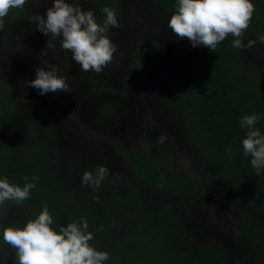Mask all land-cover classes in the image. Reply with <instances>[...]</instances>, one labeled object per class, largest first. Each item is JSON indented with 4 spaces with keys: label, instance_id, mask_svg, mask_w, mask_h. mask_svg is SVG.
Wrapping results in <instances>:
<instances>
[{
    "label": "trees",
    "instance_id": "trees-1",
    "mask_svg": "<svg viewBox=\"0 0 264 264\" xmlns=\"http://www.w3.org/2000/svg\"><path fill=\"white\" fill-rule=\"evenodd\" d=\"M79 2L97 22L106 6L117 14V51L99 74L83 72L60 38L46 50L31 18L53 0L12 9L0 30V179L23 187L39 177L0 215V264H18L3 228L45 205L53 227L86 218L104 264H264V170L243 155L240 123L258 114L264 134V0H252L244 34L255 45L237 49L228 36L214 52L169 29L176 0ZM43 59L71 91L25 83ZM101 165L109 175L93 191L82 176Z\"/></svg>",
    "mask_w": 264,
    "mask_h": 264
},
{
    "label": "clouds",
    "instance_id": "clouds-1",
    "mask_svg": "<svg viewBox=\"0 0 264 264\" xmlns=\"http://www.w3.org/2000/svg\"><path fill=\"white\" fill-rule=\"evenodd\" d=\"M29 0H0V30L5 27V17L12 9L23 8ZM104 19L97 22L92 10H85L79 0H53L52 6L44 16L35 15L36 29L49 36L46 50L54 49L53 41L61 39L62 49L71 52L72 59L83 72L94 71L99 74L113 62L117 51L108 33L118 28L116 11L111 7L103 8ZM255 5L252 0H176L174 14L168 27L179 39H188L193 47H207L214 52L218 44L232 36V46L244 50L255 45V40L244 41V34L250 26ZM264 43V37H260ZM42 56H47V51ZM42 67L36 70V78L25 82L29 87L48 92L71 91L66 77L58 75L55 64L47 59L40 60ZM258 114L244 115L240 121L246 129L242 140L243 155L251 157L250 163L256 175L264 170V134L257 129ZM161 135L157 142L163 143ZM231 151V149H229ZM109 175L106 166H98L93 172L86 171L82 184L96 191ZM25 177L23 187L9 182L7 177L0 179V215L6 214L7 202L22 204L30 198L36 187ZM55 221L47 205L23 227L9 225L3 228L2 239L5 244L16 250L18 264H104L109 257L106 251H98L90 244L93 234L88 230L86 218L53 227Z\"/></svg>",
    "mask_w": 264,
    "mask_h": 264
},
{
    "label": "flooded vegetation",
    "instance_id": "flooded-vegetation-1",
    "mask_svg": "<svg viewBox=\"0 0 264 264\" xmlns=\"http://www.w3.org/2000/svg\"><path fill=\"white\" fill-rule=\"evenodd\" d=\"M13 92H15V93H18V94H19V92H20V89H18V88H16V87H14V88H13Z\"/></svg>",
    "mask_w": 264,
    "mask_h": 264
},
{
    "label": "rangeland",
    "instance_id": "rangeland-1",
    "mask_svg": "<svg viewBox=\"0 0 264 264\" xmlns=\"http://www.w3.org/2000/svg\"><path fill=\"white\" fill-rule=\"evenodd\" d=\"M21 88V87H20ZM18 94V93H17Z\"/></svg>",
    "mask_w": 264,
    "mask_h": 264
}]
</instances>
